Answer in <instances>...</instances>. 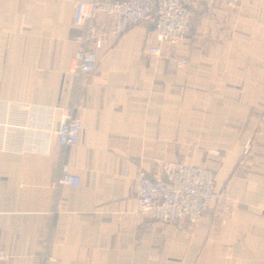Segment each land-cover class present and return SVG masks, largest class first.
I'll use <instances>...</instances> for the list:
<instances>
[{"label": "crops", "instance_id": "obj_1", "mask_svg": "<svg viewBox=\"0 0 264 264\" xmlns=\"http://www.w3.org/2000/svg\"><path fill=\"white\" fill-rule=\"evenodd\" d=\"M197 13L172 50L151 22L118 36L100 17L109 37L78 78L75 4L0 0V103L30 108L24 133L0 127V264H264V0ZM79 80L83 128L66 149L56 133ZM58 162L78 188L53 187ZM178 163L212 172L219 201L195 225L137 215L140 175Z\"/></svg>", "mask_w": 264, "mask_h": 264}, {"label": "built area", "instance_id": "obj_2", "mask_svg": "<svg viewBox=\"0 0 264 264\" xmlns=\"http://www.w3.org/2000/svg\"><path fill=\"white\" fill-rule=\"evenodd\" d=\"M74 25L82 30L75 37L76 46L73 75L81 78L95 72L98 51L107 41L109 34L98 32L100 17L110 19L111 33L123 35L143 23L153 24L152 33L157 41L168 49L182 43L190 31L197 11L207 14L217 5L235 9L242 0H87L74 1ZM149 56H161L160 48H150ZM173 56L172 52L168 57ZM179 69L188 68L186 61H179ZM88 85L79 80L73 92V105L63 109L62 122L56 133L62 148H75L79 144L83 128L78 114L79 104L85 98ZM0 127L16 133H24L30 108L21 103H0ZM53 187L72 186L78 188L80 180L71 175L69 167L63 163L55 164ZM219 201L215 190L214 174L204 168L182 163L167 164L160 178L152 179L141 174L138 182L136 214L147 216L162 224L188 222L195 225ZM6 257L0 252V263Z\"/></svg>", "mask_w": 264, "mask_h": 264}]
</instances>
